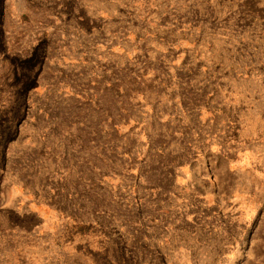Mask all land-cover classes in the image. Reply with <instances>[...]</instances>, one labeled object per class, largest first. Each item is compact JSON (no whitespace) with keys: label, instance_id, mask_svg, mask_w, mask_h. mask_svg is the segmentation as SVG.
<instances>
[{"label":"rangeland","instance_id":"1","mask_svg":"<svg viewBox=\"0 0 264 264\" xmlns=\"http://www.w3.org/2000/svg\"><path fill=\"white\" fill-rule=\"evenodd\" d=\"M0 35V264H264V0H0Z\"/></svg>","mask_w":264,"mask_h":264},{"label":"trees","instance_id":"2","mask_svg":"<svg viewBox=\"0 0 264 264\" xmlns=\"http://www.w3.org/2000/svg\"><path fill=\"white\" fill-rule=\"evenodd\" d=\"M1 36V35H0ZM29 80H32L33 79V77L31 76V77H29L28 78ZM5 128H6V133H8V132H10V130H11V127H7L6 125H5Z\"/></svg>","mask_w":264,"mask_h":264}]
</instances>
